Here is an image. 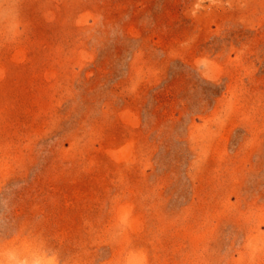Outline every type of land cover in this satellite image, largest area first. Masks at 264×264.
I'll return each instance as SVG.
<instances>
[{"label":"rangeland","instance_id":"374dc122","mask_svg":"<svg viewBox=\"0 0 264 264\" xmlns=\"http://www.w3.org/2000/svg\"><path fill=\"white\" fill-rule=\"evenodd\" d=\"M0 264H264V0H0Z\"/></svg>","mask_w":264,"mask_h":264}]
</instances>
